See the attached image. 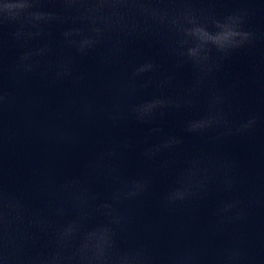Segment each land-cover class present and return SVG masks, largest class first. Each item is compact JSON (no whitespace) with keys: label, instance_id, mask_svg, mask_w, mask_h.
Returning <instances> with one entry per match:
<instances>
[{"label":"clouds","instance_id":"1","mask_svg":"<svg viewBox=\"0 0 264 264\" xmlns=\"http://www.w3.org/2000/svg\"><path fill=\"white\" fill-rule=\"evenodd\" d=\"M46 5H53L47 8ZM182 5L183 7H176ZM247 12H235L223 19L215 16L197 15L190 7V0H0V77L5 67L3 62V37L6 34L18 47L19 54L7 69L12 78L30 76L37 72L42 57L46 60L52 53L50 42L37 48L30 42L37 37L50 35L52 27H60L59 33L65 47L72 55L61 58L51 65L52 83L69 82L73 87L82 86L84 73H77V57H85L105 46L116 38L113 50L120 52L117 45L128 39L148 38L164 31L171 35L168 52L175 57V68L190 65L193 79L184 86L176 83L174 74L162 70L156 58H146L133 65L129 86L155 87L156 91L137 103L128 105L126 110L113 106L106 110L105 119L114 125L131 120L148 126L147 135L141 142L140 158L147 164L156 162L165 152H170L184 143L183 135L164 133L161 122L173 111L196 110V101L188 94L198 96L202 86L214 70H219V59L229 58L234 50L251 43L255 33L245 30L243 25ZM73 25L67 26L65 25ZM183 92L185 95H178ZM11 93L0 86V114L11 103ZM223 102L222 94L212 92L208 108L191 116L182 123L186 135H207L226 118L217 106ZM84 115L91 118L94 109L90 103L83 105ZM256 122L252 117L236 128L243 132ZM232 132L225 133L231 135ZM155 136L156 141L150 142ZM70 139L63 129H57L55 140L58 143ZM135 146L122 139L110 146L95 151L85 162V179L65 178L61 188L72 196L74 202L83 200L86 204L100 200L95 205L97 212L106 222L86 228L77 220H72L55 228L48 239L37 243V237L30 229L46 231L43 221L31 208L24 195L13 189L5 179L0 163V264H195L198 259L193 250L183 254L160 258L151 252L146 244L122 247L118 242L119 232L125 231L127 218L120 214L115 205L135 200L145 195L152 182L146 174L125 178L119 161L123 153ZM201 161L193 157L185 162V167L177 175L172 187L164 194L165 206L185 201L195 195V189L203 183H192ZM167 162L161 164L166 167ZM103 175L110 184L106 198L95 192L87 177ZM87 184L88 186H82ZM75 189V191H74ZM234 207L228 204L219 212ZM239 253L231 249L227 252L229 264L239 259Z\"/></svg>","mask_w":264,"mask_h":264}]
</instances>
